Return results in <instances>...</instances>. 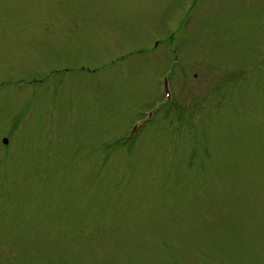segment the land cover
<instances>
[{
	"label": "rangeland",
	"instance_id": "1",
	"mask_svg": "<svg viewBox=\"0 0 264 264\" xmlns=\"http://www.w3.org/2000/svg\"><path fill=\"white\" fill-rule=\"evenodd\" d=\"M0 264H264V0H0Z\"/></svg>",
	"mask_w": 264,
	"mask_h": 264
},
{
	"label": "trees",
	"instance_id": "2",
	"mask_svg": "<svg viewBox=\"0 0 264 264\" xmlns=\"http://www.w3.org/2000/svg\"><path fill=\"white\" fill-rule=\"evenodd\" d=\"M178 107H180V104L179 103H177V102H175L170 108H172V109H168L167 110V114H169L173 109H177ZM155 121V120H154ZM153 122V121H152ZM150 124H151V122H149ZM147 126H148V123H147V125L145 126V128H147ZM144 128V129H145ZM143 129V130H144ZM142 130V131H143ZM141 131V132H142ZM141 132L137 135V137H135V138H133V139H131V140H129L128 142H126V143H124V144H126L127 146H129V145H132L133 144V142L135 141V140H137L139 137H140V135H141Z\"/></svg>",
	"mask_w": 264,
	"mask_h": 264
}]
</instances>
